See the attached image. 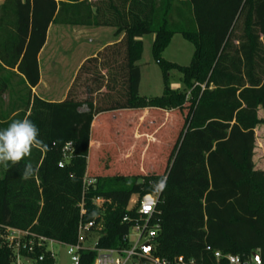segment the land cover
<instances>
[{"label":"trees","instance_id":"1","mask_svg":"<svg viewBox=\"0 0 264 264\" xmlns=\"http://www.w3.org/2000/svg\"><path fill=\"white\" fill-rule=\"evenodd\" d=\"M186 17L192 28L181 24ZM51 24L123 33L80 66L75 80L80 73L91 80L84 99L72 91L74 82L62 101L32 92L40 82L38 56ZM176 33L195 46L187 66L163 57ZM147 34L154 35L152 54L163 72L161 96L139 91ZM172 70L182 74L183 90L170 86ZM17 75L28 92L0 109V129L27 117L50 150H33L29 159L38 170L28 180L21 178L28 159L7 169L0 165V264L12 262L6 228L28 232L20 253L36 264H55L41 253L46 243H76L80 224L90 221L94 226L84 231L80 264L95 263L97 252L87 243L94 234L91 245L97 248H131L130 230L146 222L139 201L149 193L159 195L147 223V229L159 226L152 239L155 256L228 264L214 251L254 261L259 253L258 264H264V170L254 164L258 110L264 105V0H5L1 102ZM144 109L149 111L136 114ZM166 144L171 151L159 171L152 165ZM108 151L141 155L151 170L106 174V165L90 174L89 160L95 165ZM87 175L96 181L87 185ZM165 177L166 187L157 192L155 184ZM135 195L138 202L130 207ZM99 197L107 200L101 206Z\"/></svg>","mask_w":264,"mask_h":264},{"label":"rangeland","instance_id":"2","mask_svg":"<svg viewBox=\"0 0 264 264\" xmlns=\"http://www.w3.org/2000/svg\"><path fill=\"white\" fill-rule=\"evenodd\" d=\"M187 18V17H186ZM184 27L192 28L193 25L189 22V19L182 18V22ZM65 27V26H63ZM66 30L68 34V38L65 41L64 47L68 51V58L69 63L71 66L73 64H77L81 57L88 56L92 50H97L102 44H104L105 40L108 39V36L111 34L108 32L109 28H103L105 29V34L96 35V39H102L99 43L97 49H95L97 46H94L95 44L92 43V40H89L91 37H93L91 29H94L92 31H97L95 28H88V27H74V29H78L77 33L74 34V32L69 31L70 27H67ZM72 28V27H71ZM72 32V33H71ZM109 33V34H108ZM74 35L81 36L78 37L81 41V43L76 44V40L73 39ZM94 38V37H93ZM142 40L144 42V51L142 54V58L139 61V64L141 66V83H140V94L147 97H154V96H161L164 91V79H163V72L161 68L156 64L153 54H152V44L154 40L153 34H147L142 37ZM79 41V42H80ZM95 42V41H93ZM63 49V48H62ZM57 52V55H59L58 49L55 50ZM195 51L194 44L186 39L182 34L176 33L173 35L170 44L163 52V57L171 62L177 63L182 66H187L191 63L193 55ZM61 52V51H60ZM79 70V69H78ZM78 72V71H77ZM77 74V73H76ZM169 83L170 86L173 89H179L183 90L185 85L182 81V74H180L176 70H172L170 73ZM89 76H86L84 73H80L78 76V79L73 80L74 84V92L78 95V98L84 99L85 97V86L87 83H90L91 80H88ZM46 81V80H45ZM69 83V80H68ZM72 85V84H71ZM99 98V96H98ZM3 102V100H2ZM2 102L0 101V109L2 108ZM258 116L261 119L260 124L256 128V148H255V154H254V164L257 169H264V105L261 106L258 110ZM182 119L179 122V128L182 127ZM150 123L147 124L149 127ZM151 127V126H150ZM166 133H163V137ZM174 134V133H173ZM176 136V134H174ZM174 136V137H175ZM103 137V135H102ZM171 139V135H170ZM165 148L160 150L157 157L155 159V164H151L148 159L144 161V159L141 157V155H131V156H125L122 155L120 151L119 152H111L108 151V154L104 157H99L96 161V164L93 165L91 161L89 160V169L90 174H96L99 173L100 168H105L106 165L110 166L107 168L104 172L106 174H137V173H145L150 171V167L157 168L159 171H163L166 167L168 157L171 151V145L166 144L164 145ZM169 147V148H168ZM153 150L154 148L150 146V150ZM125 156V157H124ZM152 165V166H151ZM96 172V173H95ZM102 172V171H100ZM88 176V175H87ZM91 178L90 176H88ZM138 202V196H133V198L130 201V207H133ZM138 231L136 228H132L130 230L128 239L131 244L136 243L138 239ZM7 236V231L5 233V238ZM96 234H94L92 237L88 238L87 243L92 246L93 242L96 240ZM46 250H42L41 253L43 256H48L52 254L55 259V264H72L70 260V256L67 253V246L65 244H58L54 242L46 243ZM29 264H36L35 261L29 262Z\"/></svg>","mask_w":264,"mask_h":264},{"label":"built area","instance_id":"3","mask_svg":"<svg viewBox=\"0 0 264 264\" xmlns=\"http://www.w3.org/2000/svg\"><path fill=\"white\" fill-rule=\"evenodd\" d=\"M71 142H69L64 148V156L68 158L67 151L71 148ZM64 161H60L59 165L63 166ZM95 178H89L86 176L85 183L87 185L94 183ZM158 194H146L144 195L139 203V214L141 218L146 220L144 225H137L135 228L138 231V239L136 243L132 244L131 248H97L95 245L91 246V249L97 252L95 263L94 264H195V259L191 258L186 260L183 256L176 257L173 261L166 258L155 256L153 253L154 244L152 239L156 236L158 231V224L154 228L147 229V223L149 219L153 216L156 211V206L158 203ZM107 200L104 198H97L96 204L98 206L103 205ZM82 212H84L82 210ZM124 220H128V217H125ZM94 226V221H90L86 224H80L79 234L76 243L65 244L67 246V253L70 256L72 264H80V252L82 249H85V234L84 231L90 227ZM7 231V240L9 242V247L13 250L12 262L11 264H29L30 259L20 253L21 247H26V244L22 245V240L28 235L27 231L15 229V228H6ZM129 236V235H128ZM41 241H45L44 238H40ZM52 241H49L50 243ZM150 243V250L144 251L143 245ZM32 244V241H31ZM208 250H211V247H207ZM52 256H54L52 254ZM214 257L220 261L222 259L226 260L228 264H258L257 261L252 259L243 260L238 255L233 254H222L220 251H214ZM39 260H43V256L39 257Z\"/></svg>","mask_w":264,"mask_h":264},{"label":"crops","instance_id":"4","mask_svg":"<svg viewBox=\"0 0 264 264\" xmlns=\"http://www.w3.org/2000/svg\"><path fill=\"white\" fill-rule=\"evenodd\" d=\"M5 0H0V5ZM65 26V27H63ZM69 28V31L74 32V34L77 33L78 29H74V27H84V26H71V25H64V24H51L48 33H47V39L46 42L42 48V50L39 53V66H40V82L39 84L32 89L33 94L40 96L41 98H44L49 101H62L66 98L68 90L77 75V71L82 65V63L85 61L86 58L90 56H94L98 50L102 49L103 47L112 44L114 42H118L123 37V33L121 34H115V28L112 27H88V28H95L97 31H92L94 29H91L93 37H91L89 40H92V43H96L94 46H99L100 41L102 39H96V35L105 34V29L103 28H109L108 31L111 35L108 36V39L105 40L104 44H102L99 48L98 46L95 48L97 50H92V52L86 56L81 57L79 62L76 64L69 63L68 58V51L65 49L64 44L67 40V32L66 30ZM72 27V28H71ZM71 32V33H72ZM108 33V34H109ZM77 36L74 35L73 39H75L77 43H81L80 39ZM80 41V42H79ZM95 41V42H93ZM63 48V49H62ZM58 49L59 55H57V52L55 50ZM61 51V52H60ZM46 80V81H45ZM69 80V83H68ZM13 85L3 95V102H2V108L6 109L12 98H16L18 96H21L24 94L25 91L28 92L27 84L23 82V79L20 75L14 76L12 79ZM141 83V82H140ZM149 109L139 110L136 111V114L142 116L144 115ZM256 132V130H255ZM260 169V168H259ZM264 170V169H262Z\"/></svg>","mask_w":264,"mask_h":264},{"label":"clouds","instance_id":"5","mask_svg":"<svg viewBox=\"0 0 264 264\" xmlns=\"http://www.w3.org/2000/svg\"><path fill=\"white\" fill-rule=\"evenodd\" d=\"M34 149L42 153L50 150L40 139L39 128L29 118L14 119L6 128L0 129V165L7 169L9 165L16 166L28 159L21 175L24 180L32 178L38 170L29 159ZM165 187L166 177L155 184L157 192Z\"/></svg>","mask_w":264,"mask_h":264},{"label":"water","instance_id":"6","mask_svg":"<svg viewBox=\"0 0 264 264\" xmlns=\"http://www.w3.org/2000/svg\"><path fill=\"white\" fill-rule=\"evenodd\" d=\"M150 248H151L150 247V243H146V244L143 245V250L144 251H149ZM254 256H255L256 261L259 263L260 262V254L259 253H255Z\"/></svg>","mask_w":264,"mask_h":264}]
</instances>
